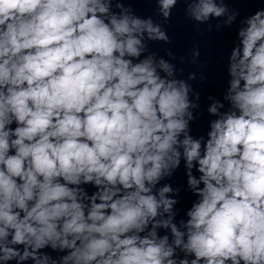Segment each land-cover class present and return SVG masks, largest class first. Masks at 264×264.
Masks as SVG:
<instances>
[{
  "label": "clouds",
  "instance_id": "clouds-1",
  "mask_svg": "<svg viewBox=\"0 0 264 264\" xmlns=\"http://www.w3.org/2000/svg\"><path fill=\"white\" fill-rule=\"evenodd\" d=\"M148 2L237 25L203 135L196 74L149 51L171 43L162 22L124 0H0V264H264V7Z\"/></svg>",
  "mask_w": 264,
  "mask_h": 264
}]
</instances>
